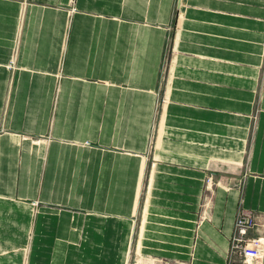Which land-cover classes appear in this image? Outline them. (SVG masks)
Returning a JSON list of instances; mask_svg holds the SVG:
<instances>
[{
    "label": "crops",
    "instance_id": "obj_1",
    "mask_svg": "<svg viewBox=\"0 0 264 264\" xmlns=\"http://www.w3.org/2000/svg\"><path fill=\"white\" fill-rule=\"evenodd\" d=\"M74 7L0 0V264H242L241 208L264 238V0Z\"/></svg>",
    "mask_w": 264,
    "mask_h": 264
},
{
    "label": "built area",
    "instance_id": "obj_2",
    "mask_svg": "<svg viewBox=\"0 0 264 264\" xmlns=\"http://www.w3.org/2000/svg\"><path fill=\"white\" fill-rule=\"evenodd\" d=\"M75 11V0H68ZM213 179L208 178L207 187L212 188ZM259 227L256 214L252 211L240 209L236 216L234 232L230 238L229 259H239L242 264H259L264 257V238L252 233Z\"/></svg>",
    "mask_w": 264,
    "mask_h": 264
},
{
    "label": "rangeland",
    "instance_id": "obj_3",
    "mask_svg": "<svg viewBox=\"0 0 264 264\" xmlns=\"http://www.w3.org/2000/svg\"><path fill=\"white\" fill-rule=\"evenodd\" d=\"M152 260H148L146 259V257H140L139 255L133 254L132 258H131V264H148V263H152V264H158L156 262H151Z\"/></svg>",
    "mask_w": 264,
    "mask_h": 264
},
{
    "label": "bare ground",
    "instance_id": "obj_4",
    "mask_svg": "<svg viewBox=\"0 0 264 264\" xmlns=\"http://www.w3.org/2000/svg\"><path fill=\"white\" fill-rule=\"evenodd\" d=\"M70 6H71V5H70ZM71 11H73V10H72V6H71Z\"/></svg>",
    "mask_w": 264,
    "mask_h": 264
}]
</instances>
